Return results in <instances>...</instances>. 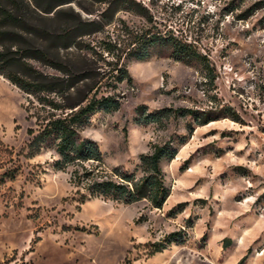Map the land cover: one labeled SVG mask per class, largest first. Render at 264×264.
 <instances>
[{"label":"rangeland","instance_id":"obj_1","mask_svg":"<svg viewBox=\"0 0 264 264\" xmlns=\"http://www.w3.org/2000/svg\"><path fill=\"white\" fill-rule=\"evenodd\" d=\"M0 5L22 8L51 31L69 17L103 25L82 42L97 52L108 46L107 59L120 58L131 79L118 86L117 111L98 112L79 130L98 145L106 167L132 172L153 146L184 140L172 161L160 162L170 188L161 209L146 201L80 203L84 191L72 182L74 168L54 169L57 157L49 145L34 152L29 147L40 126L37 116L43 115L36 100L0 76V264H264V0ZM39 8L54 9L45 14ZM105 8L120 9L99 19ZM145 30L190 44L202 62H176L158 49L146 60L130 59L136 34ZM139 107L218 118L195 126L189 117L172 114L142 126L135 123ZM228 110L236 121L225 117ZM11 171L14 180L5 175ZM171 233H181L183 243H167Z\"/></svg>","mask_w":264,"mask_h":264},{"label":"trees","instance_id":"obj_2","mask_svg":"<svg viewBox=\"0 0 264 264\" xmlns=\"http://www.w3.org/2000/svg\"><path fill=\"white\" fill-rule=\"evenodd\" d=\"M61 4L59 2L55 6ZM52 9L39 8L45 14ZM119 9L105 8L99 19L108 20ZM60 14L61 10L55 16ZM102 27L98 19L82 21L69 17L59 30L51 31L36 24L22 8H3L0 5V76L36 100L43 115L37 116L40 126L36 133L29 132L31 135L34 133L29 147L34 152L49 145L57 157L52 163L54 169L74 168L72 182L84 191L80 203L92 198L126 206L146 201L152 209H161L169 198L170 188L165 183L160 162L172 161L184 140L177 144L169 140L153 146L151 152L139 156V163L129 172L121 167H106L98 145L79 134L92 115L117 111L121 106L118 86L131 82L120 58L107 59L111 54L108 46L97 52L82 42L84 36L100 32ZM135 37L133 44L136 48L129 52L130 59L146 60L154 49H158L169 51V57L176 62H202L190 44L173 36L145 30ZM62 50L67 51L65 56L60 55ZM82 51H88V54H81ZM34 63L49 68L53 74L39 71ZM227 113L225 117L237 120L236 114ZM172 114L189 117L195 126L206 125L218 118L188 109L147 112L144 107H139L135 123L142 126L161 123ZM188 128L191 135L193 129L189 124ZM15 174L11 171L5 175L7 179L14 180ZM165 241L178 244L183 243V238L181 233H171Z\"/></svg>","mask_w":264,"mask_h":264}]
</instances>
